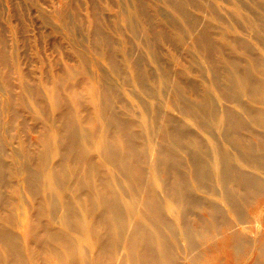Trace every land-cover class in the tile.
<instances>
[{"label":"bare ground","instance_id":"1","mask_svg":"<svg viewBox=\"0 0 264 264\" xmlns=\"http://www.w3.org/2000/svg\"><path fill=\"white\" fill-rule=\"evenodd\" d=\"M41 1L0 3V264H264V0Z\"/></svg>","mask_w":264,"mask_h":264},{"label":"rangeland","instance_id":"2","mask_svg":"<svg viewBox=\"0 0 264 264\" xmlns=\"http://www.w3.org/2000/svg\"><path fill=\"white\" fill-rule=\"evenodd\" d=\"M20 1H22V4H24L23 0H20ZM37 1L43 2L41 0H37ZM54 2H55V5L58 7H60V5H62V0H54ZM83 2H84L85 9H87L90 5L89 0H83ZM0 3H1V7L6 10V15H7L10 12L9 8L12 6V0H0ZM32 14H33V16H31L28 19V22H29L28 34L32 38H37V39L42 34H45L46 38L44 41H42L41 50L47 58L54 59L56 57V54H54L52 52L54 39L49 38V33L47 32V28L45 26H43L39 22V18H37V12L32 10ZM10 16H11V19L13 20V22L16 24L18 22L16 17H14L12 15H10ZM2 21L5 22V24H6L7 19L3 18ZM6 37H7L8 41H12L11 40L12 36L9 33L6 34ZM63 57H64V55H63Z\"/></svg>","mask_w":264,"mask_h":264}]
</instances>
